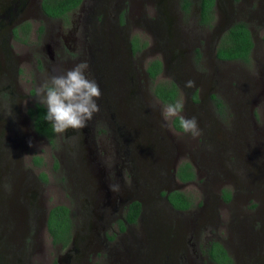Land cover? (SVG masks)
I'll return each instance as SVG.
<instances>
[{
  "label": "rangeland",
  "instance_id": "obj_1",
  "mask_svg": "<svg viewBox=\"0 0 264 264\" xmlns=\"http://www.w3.org/2000/svg\"><path fill=\"white\" fill-rule=\"evenodd\" d=\"M182 3L183 0H85L61 22L62 34L54 52L61 54L59 68H72L79 62L77 53L88 49L84 40L73 41L81 24L88 21L97 40L92 52L108 60L113 69L109 72L121 78L126 66L142 74L133 82L141 95L140 107H133V112L130 104H121L133 124L130 142L125 146L131 159H127L129 170L135 171L129 173V166H125L122 174H117L121 149L115 136L124 128L119 120L88 123L85 128L91 129L94 136L87 139L75 136L74 141V137L58 134L46 142L35 140L33 145H27L32 133H27L24 123H18L19 135L10 134L0 143V188L9 183L6 171L17 158L22 177L29 172L26 179L38 184L34 189L21 188L19 198L33 202L37 209L28 220L21 203L23 223L31 226L39 215L42 220L47 208L63 204L71 218L69 239L74 240L72 245L68 239L66 246L57 248L43 228L35 238L40 252L31 261L26 256L22 264H215L206 254L212 240L229 246L231 264H264V225L259 224L260 220L264 222V54L260 38L264 32V0H216L210 26L198 22L197 0H189L187 9ZM32 19L43 23L38 12ZM70 20L80 24L76 30L71 31ZM234 20H245L251 31L253 48L248 62L214 57L216 37L223 25ZM36 32V40L32 34L28 38L41 43L45 35ZM133 36L138 43H145L132 53L128 42ZM31 52L37 56L36 51ZM152 58L161 62L157 80L175 83L177 99L183 101L181 114L197 119L199 137L184 134L172 120L163 119L162 109L167 104L152 93L154 80L144 76ZM3 62L0 59V68ZM28 69L34 81L33 70ZM47 69L39 67L42 77L36 81L37 86L48 76ZM109 72H95L106 79L99 77L96 82L101 92L113 100L110 111L114 112L122 90L113 89L108 82L112 74ZM188 80L195 86L186 88ZM26 89L27 86L24 92ZM31 91L35 93L33 84ZM211 94L221 106L215 105ZM105 103L99 104L100 109L107 104L109 108L111 102ZM8 115L10 126H14L15 112ZM4 118L7 120L5 115ZM95 129L104 133L100 135ZM7 140L20 144L9 165L6 159L12 146ZM101 142L106 149L104 155L95 148ZM34 157L39 166L30 168ZM183 161H188L194 171V178L186 182L175 176L176 166ZM110 184H119V194L110 190ZM171 189L188 195L190 206L174 209L164 197V191ZM33 190L37 193L32 199ZM224 191H228L229 198L232 196L230 200L224 199ZM124 196L140 200L141 214L120 228L125 201L118 198ZM254 235L259 237V243ZM253 238V248L244 250Z\"/></svg>",
  "mask_w": 264,
  "mask_h": 264
},
{
  "label": "flooded vegetation",
  "instance_id": "obj_2",
  "mask_svg": "<svg viewBox=\"0 0 264 264\" xmlns=\"http://www.w3.org/2000/svg\"><path fill=\"white\" fill-rule=\"evenodd\" d=\"M84 1L85 0H81L78 6L68 11L67 14L80 7L84 3ZM215 5H216V0H214V7ZM35 12H38L40 18L43 19V23H40L39 21H34V19H32L33 14H35ZM64 18L66 17L46 15L41 9V0H0V59L2 62L4 61L3 66L0 68V123H3L0 126V136L3 137L0 139V143L2 141H5L7 139V136L10 134L11 137L19 135L17 129L18 123L20 125L24 123V125H26L24 128L27 131V133H30V135L32 133L31 141L29 140L27 142V145L29 144V142H31V144L33 145V142L35 140L42 142H46L48 140L46 134L39 132L34 128V121L36 120V117L38 115V111L36 110L35 104L37 103L41 104V103H39L38 100L36 99L34 91H31V84H33L34 89H36L38 84L36 81H38L39 78L42 77L38 71L40 66H46L48 68L47 69L48 76L65 73L67 70L71 69V68L63 69L64 66H62V69L59 68L61 66V61H60L61 54L54 53L55 48H57L60 42V36L62 34L61 22L63 21ZM94 18H96V16H94ZM54 20L55 23L52 22ZM57 20L59 21L58 23H56ZM69 22L72 25L71 31L76 30L79 27L78 25H80L73 20H70ZM232 22L233 21L223 25V29L220 30L221 32L216 37V39L219 38L222 31ZM245 23L247 24L246 21ZM81 25L82 26L80 27V31L77 36L73 37V41L76 42V41L84 40L86 42V47L88 49L84 52L77 53L78 54L77 58L79 56V62L74 63V65L80 63V61L82 60L87 61L89 65L87 75L89 76L90 79H95L96 81L97 78L99 77L102 78V77L101 74L98 75L95 72H109V71H113V69L109 67L108 60L104 58V56L102 57V54L100 56L98 52L95 53L92 52L93 50L92 44L94 41L97 40L94 38V34H95L94 31L91 30L90 32V24H88V21H85V24H81ZM36 30L45 35V38L42 40L41 43H34L35 41H30L28 38V36L32 34L33 39L36 40L37 39ZM128 47L130 49V40L128 42ZM30 49L36 51L37 56L32 55ZM71 49L76 51L77 47L74 46L71 47ZM129 51H131V49ZM251 52L252 49L250 51V54ZM262 53L264 54V52ZM92 56L94 59H92ZM45 57L47 58L45 59ZM221 61H226V60H221ZM93 62H95L94 65ZM28 67H30L33 70V77L35 78L34 81L29 78ZM110 73L112 74L110 76V79L108 78V82L111 83L114 90L117 91L122 90V96L119 103L120 105L119 104L114 105L115 106L114 112H111L110 110L113 100H110L109 96H106V94L103 91L97 103L101 104V103H105V100L109 101L111 103L109 102L105 103V104L109 103V108H108V104L105 107L101 105L100 111L96 113L93 116V119L88 123L89 124H93L95 122L102 123V121H105L106 124H108L109 123L107 121L108 119H110L111 122H114L115 120H119L122 123L124 128H122V130H120L115 136L117 140L116 143L118 147L121 149L120 153L118 154L119 165L117 167V169L119 170L117 174L121 175L122 174L121 169H123L125 166H129V168H127L129 173L130 171H135V169L129 170L131 167L128 164L127 159L130 158L127 157L126 155L127 147L125 146L128 145L130 142L129 141L131 134L130 129L132 128L133 124H131L129 120L128 113L125 114L124 111L122 110L121 104L123 105L127 103L130 104L133 112H134L133 107H135V109L140 107L141 95L139 94L136 86H133V82L134 80L138 79V77H141L142 74H137L135 73V71L133 72L126 66L124 71L121 70V74H122L121 78H117L113 72H109V75ZM144 76L151 81L154 80L153 84L157 81H160L157 80L158 73L153 78H150L145 69H144ZM102 79L105 78L103 77ZM25 86H27L26 92H24ZM101 86L104 85L101 84ZM104 90H107V86L104 87ZM134 93L135 95H133ZM29 98L30 99L32 98V100L29 101ZM41 105L46 110L45 105L43 104ZM20 107H22V109L18 111L17 108L20 109ZM30 108L32 109V113H30L29 111ZM11 112H15L16 114V117H14V120L12 122V124L15 127L10 126L9 124V120L11 118L10 115L8 114L9 113L11 114ZM4 115L7 117V120L4 118ZM25 122L28 123V125ZM95 132L100 133V135L104 133L103 130L97 131L96 129ZM63 135L70 136L71 138L74 137L73 138L74 141H76L75 136H77V138L79 136H82L83 138L86 139L94 136V134L91 133V129L88 131V128L86 129L85 127L78 131L73 129H68ZM57 136L58 134L52 131L51 137L54 138ZM15 138L16 137H14V139ZM102 140L103 138H101V141ZM7 141L10 143L9 145L12 146L10 147L11 154L7 153L8 159H6V162L9 165L11 159L12 158L14 159V157H16L17 155L14 150H16L20 144L16 145L15 143H11L9 140ZM95 148H97V150L101 154H103V152L106 151L103 142H101L99 145L98 144L95 145ZM9 156L11 158H9ZM38 156L40 155L38 154ZM124 156H126V160L123 159ZM16 159L17 158L14 159V163H12L11 166L9 165L10 170L6 171L8 172L7 174L10 179L9 183L6 182L5 184H3V188H0L1 191L0 264H22L26 256H30L29 260L31 261V259L37 256L41 250L40 243L36 244L35 238L40 234L41 229L46 228L47 230L46 218L49 208L46 209L45 215L42 218V220L41 219L39 220L40 218L39 215L36 221L32 223L33 225L29 226L23 223V216L21 213V203L24 204V208L27 211L26 216L28 220H31L32 214L37 209H34L35 205L33 204V202H24L23 199L19 198V195L21 193V188H23L24 191L27 190L28 187H32L34 189V186L38 187V184L37 182L32 181L29 178L28 180L26 179L27 178L26 175L29 172H26V175L24 176L25 178L22 177V174H20L21 166L19 165V163H16ZM35 166L38 167L39 165H37L33 159L31 161L30 168H33ZM120 179H122V177H120ZM131 181H133L132 175H131ZM186 181H181V182H186ZM34 193H37V191L36 190L32 191L31 194L32 199L34 198ZM165 193L166 191H164V197H165ZM231 198L232 196L228 199L230 200ZM118 200L125 201L123 206L124 212L126 210L127 205L131 201L133 200L138 201L139 210L135 220L140 216L141 202L139 199H133V198L131 199L130 197L128 198L127 196H124L123 198L119 197ZM176 210H184V209H176ZM121 220H123L122 221L123 224L131 223L125 221L124 215ZM261 221L262 220H260L259 224H261L262 226L264 225V222ZM71 229H72V225L70 230ZM47 233L49 234L48 230ZM49 236L51 242L55 243L57 248H61L68 244L66 243L64 245L61 241L54 242L50 234ZM252 237L255 238L256 243L260 242L259 237L257 235H254ZM254 238L249 242V245L245 247L244 250L248 251L253 248ZM70 239H69L70 242L69 244L72 245L74 240L72 239L73 240L72 242V240ZM262 239H264V236ZM34 244H36L37 246H34ZM221 244L225 248L226 253L228 254L229 246L226 245L225 243L224 244L221 243ZM228 255L230 256V254Z\"/></svg>",
  "mask_w": 264,
  "mask_h": 264
},
{
  "label": "trees",
  "instance_id": "obj_3",
  "mask_svg": "<svg viewBox=\"0 0 264 264\" xmlns=\"http://www.w3.org/2000/svg\"><path fill=\"white\" fill-rule=\"evenodd\" d=\"M81 0H41L42 11L49 16L66 17L67 12L78 6ZM189 0H183L182 7L187 9ZM198 22L210 26L214 19V0H197ZM261 46L264 52V33L261 34ZM144 41L138 43V39L133 36L130 39V49L132 52L144 45ZM253 47V39L247 24L243 20H236L230 23L220 34L214 47V57L220 60H241L248 62L250 51ZM198 54V53H197ZM145 70L150 78H153L161 70V62L158 58H152L145 66ZM152 93L163 103L170 104L178 101L177 88L173 81H157L151 87ZM210 97L215 105L221 106L220 100L211 94ZM38 115L34 121V128L46 134L49 140L52 139L53 131L51 122L44 119L46 110L41 104H35ZM32 113V109H29ZM173 126L181 129L179 118L172 119ZM34 162L38 160L34 157ZM43 176L44 174L41 173ZM175 175L179 180L186 181L194 178V171L188 161L178 164ZM167 202L174 209H186L190 206L191 200L184 192L178 189H171L165 193ZM224 199L229 198L228 191L223 192ZM139 210V202L131 201L124 212V219L127 222H134ZM123 220H119L120 228H123ZM46 226L52 240L61 241L66 244L70 238L71 218L67 206L55 204L48 209ZM207 257L216 264H231L232 259L226 253L225 248L215 240L209 242L206 247Z\"/></svg>",
  "mask_w": 264,
  "mask_h": 264
},
{
  "label": "clouds",
  "instance_id": "obj_4",
  "mask_svg": "<svg viewBox=\"0 0 264 264\" xmlns=\"http://www.w3.org/2000/svg\"><path fill=\"white\" fill-rule=\"evenodd\" d=\"M88 69L87 61H82L61 75L46 77L35 89L36 99L47 110L44 119L51 122L52 129L57 134H64L68 129H83L100 111L97 101L102 92L95 79H90L87 75ZM184 86L192 88L195 82L188 80ZM182 110L183 101L178 100L163 107L162 117L165 122L178 117L184 134L199 137L201 130L197 119L183 116ZM109 188L115 194L120 192L119 184H110Z\"/></svg>",
  "mask_w": 264,
  "mask_h": 264
}]
</instances>
